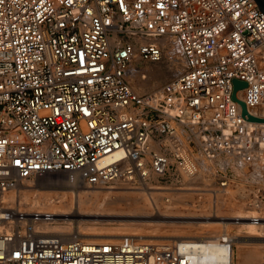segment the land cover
Masks as SVG:
<instances>
[{
	"label": "built area",
	"instance_id": "obj_1",
	"mask_svg": "<svg viewBox=\"0 0 264 264\" xmlns=\"http://www.w3.org/2000/svg\"><path fill=\"white\" fill-rule=\"evenodd\" d=\"M164 36L175 38L185 70L138 91L131 64L163 60ZM234 78L249 84L236 98L264 119L256 0H0V190L74 175L92 187L182 183L200 151L209 160L263 162L264 122L243 118ZM26 227L0 233V264H234L227 231L156 242L66 239Z\"/></svg>",
	"mask_w": 264,
	"mask_h": 264
},
{
	"label": "bare ground",
	"instance_id": "obj_2",
	"mask_svg": "<svg viewBox=\"0 0 264 264\" xmlns=\"http://www.w3.org/2000/svg\"><path fill=\"white\" fill-rule=\"evenodd\" d=\"M158 41L162 43L164 48H167V54L171 56L180 54L174 37L164 36L163 38H159ZM172 62L174 67L172 72L178 74L181 70L179 64L175 58ZM130 70L132 74L130 76L131 81L138 91L153 88L157 83V78H155L153 74H150L153 73V71L150 69H140L136 62L131 64ZM146 72H150L148 78L143 76ZM193 161V172L182 169L183 182L179 187L174 184L162 185L158 182H147L136 186L129 180L124 179H117L106 185L92 187L86 181L82 180L79 175L62 176L58 178L50 177L42 180L37 179L35 181L24 180L14 185L11 189L5 191L0 190V233L12 232L14 227V217L16 220H19V224L25 226L26 221L22 214L26 215L27 213L20 212L25 210L29 211L30 209L34 210V208H38V210H32V213L50 212L53 217L50 220H35L31 217L29 219L32 223L30 224L31 231L45 234H58L66 239H71L72 236L74 237L73 234H76V237L78 238L81 237L87 240H103L109 239V237L119 238L123 235H135L138 238L149 239L156 242H169L175 240L174 238L180 237L216 238L227 231L233 236L234 243L237 245L239 251L238 260L235 246L234 264H246L245 261L248 260L246 256L247 254L250 253L251 256H255L258 251L264 250V221H255V219L264 218V201H261V196L259 195L260 191H264V161L247 164L234 157L209 160L204 157L201 151L193 156ZM228 164L234 168L238 175L245 179H253L257 185L251 187L249 191L243 185H237L235 187H233L232 184H229L226 187L222 185L218 186V184L216 185V177L218 176L217 169L223 168ZM228 183L229 182H226L224 184ZM113 185H117L114 188L128 190L132 195H136V197L143 199L145 201L146 210L150 211L151 214L162 217L199 218V220H189L195 223L197 234H165L158 230L143 232L140 228H132L130 226H118L115 230L106 227L98 228L95 225L83 224V222H81L82 217L85 218L87 215L81 214L78 211L69 214L67 211H63L56 207V204L54 203L55 199L52 200V198L65 197L71 194L67 195L66 191V193L62 191L64 188L75 187V190H78L76 187H81L83 189H87V187L110 189ZM38 187L44 190H40ZM33 189H35V197L31 199L30 191ZM17 191L20 193V196H18L19 198H17L19 201L15 198V193ZM124 200L125 197L122 196L117 199L115 198L113 201L111 200L109 202L101 203L99 206L104 212L110 214L112 210L117 209L118 202H123ZM81 203L82 202L80 201L79 204ZM131 203H128L129 216H135L139 213ZM6 210L11 211L10 216H7V213L4 212ZM80 210L81 209H79V211ZM228 211L232 212L231 216L227 213ZM70 215H73V217L76 218L72 219L69 217ZM123 215L127 216L128 214ZM56 216H67V218H57ZM111 216H113V213L110 217ZM147 218H149V216H147ZM122 220L124 219L119 221ZM161 220L162 223L168 222L167 219ZM215 220H217V222ZM68 221L77 222L75 230L69 229V226L67 228L62 224H65ZM129 223H132V221H129ZM215 226H220L221 231L216 230ZM231 227H236L238 230L232 231ZM65 228L67 230V235H70L69 238L67 235H64V233H47L39 231L58 230L57 232H59L60 229ZM242 228L247 229L243 230ZM170 237L171 239H163Z\"/></svg>",
	"mask_w": 264,
	"mask_h": 264
},
{
	"label": "rangeland",
	"instance_id": "obj_3",
	"mask_svg": "<svg viewBox=\"0 0 264 264\" xmlns=\"http://www.w3.org/2000/svg\"><path fill=\"white\" fill-rule=\"evenodd\" d=\"M174 58L177 60L179 67L181 69L178 74L172 72L174 70L172 60ZM135 62L138 63L139 60L136 59ZM135 62H133V63H135ZM184 63H185V61L183 60V57L181 56V54L171 56V55L167 54V48L166 47H165L164 58L160 62L152 63V62L143 61V62L139 63L138 67L140 69H142V70L150 69L153 71V73L146 72L143 74V76L148 78L150 76V74H153L154 77L157 78V83L153 86V88H147L145 90H141V92L154 91V90L160 88L162 85H164L167 81H169L172 78L180 75L185 70V64ZM171 64H172V66H171ZM217 171H218V176L216 177V185L218 184V186L222 185L221 182L224 180L229 182L227 185H224L225 187L228 186L229 184H232L233 187H235L237 185H243L247 188L248 191L251 189V187H254L257 185V183L253 179H250V178L245 179V178L241 177L240 175H238L232 166L227 167V169L218 168ZM181 184L182 183H176L174 185L179 187V186H181ZM116 186L117 185H113L112 186L113 189L111 187H110V189L109 188H105V189L88 188V187H87V189H83L81 187H78V188L76 187V189H78V190H75V187L66 188L67 190L64 188L63 190L62 189L61 190L64 192L66 191L67 193L66 192L65 193L67 195L70 193L71 194L68 196H65V197L63 196V197L52 198V200L55 199L54 203L56 204V207H58L59 209H61L63 211H67L69 214H73L74 211H78L81 214L87 215L85 218L82 217L81 222H83V224L95 225L98 228L106 227V228H109L111 230H115V228H117L118 226H123V227H129L130 226L132 228H140V230H142L143 232L144 231L145 232L150 231V230H158V231L163 232L165 234H170V233L192 234V235L197 234V231H196L197 227H196L195 223H193L189 220H199V218L162 217L159 215L151 214L150 211L146 210L145 201L143 199L136 197V195H132L131 193H129L128 190H124L121 188H114ZM39 189L44 190L42 188H39ZM235 195H237V194H235ZM259 195L261 196L260 198L262 199V201H264V191L263 190L259 192ZM18 196H20L19 191H17L15 193V198H16V200L19 201V199H17V198H19ZM30 196H31V199H33L35 197V189L30 191ZM122 196L125 197V200L123 202L122 201L118 202L117 209L111 211L113 213V216H111V217H110V215H112L111 212H110V214L106 213L99 206L101 203L109 202L111 200L113 201V200H115V198L117 199L118 197H122ZM18 201H16V202H18ZM80 201L82 202L81 204H79ZM131 202H133V203H131ZM128 203L133 204V207L136 208V211L139 213V214H137L138 217H137V215H135V216L130 215L129 216V204ZM79 209H81V210L79 211ZM32 210L33 209H30L29 211L28 210H25L23 212L21 211L20 213H27L26 215H31ZM35 210H38V208H34L33 211H35ZM84 212H86V213H84ZM227 213L230 216L232 215L231 211H228ZM115 214H116V216H115ZM117 214H119V215H117ZM123 214H125V215L128 214V215L124 216ZM22 215H25V214H22ZM147 216H149V218H147ZM56 217L57 218H67V216H56ZM69 217L72 219L76 218V217L74 218L73 215L72 216L70 215ZM23 218L26 221V225L30 229V227H31L30 224H32V223L30 222L29 219L31 217L23 216ZM86 219H87V221H86ZM121 219H124V220L119 221ZM161 219H167L168 222L162 223ZM181 219H188V220H181ZM17 220L15 217L13 218V221H14L13 226H16L19 224L18 223L19 220L18 221ZM231 220H233V219H231ZM15 221H16V223H15ZM129 221L130 222L132 221V223H129ZM210 221H213V220H210ZM215 221L217 222V220H215ZM62 224L64 226H66L67 228L69 226V229H72V230H75V228L77 226L76 221H68L65 224L64 223H62ZM19 225H21V224H19ZM26 225L25 226L22 225L24 227V229L27 228ZM215 229L218 231H221L220 226H215ZM231 229H232V231L238 230V228H236V227H231ZM242 229L246 230L247 228H242ZM39 231H43V232H47V233H52V232L53 233H61V234L64 233V235H67L66 228L60 229L59 232H57L58 230H55V231L39 230ZM73 235H74V237H76V234H73ZM67 236L69 238L70 235H67ZM133 236H135V235H133ZM74 237L72 236L71 238H74ZM79 238H81V237H79ZM111 238H118V237H111ZM81 239H85V238H81ZM163 239H171V237L170 238H163ZM237 248L238 247L236 245V253L238 256V260H239V251ZM246 256L248 259L247 261H245L246 264H264V250L258 251V253L255 256H251L250 253L247 254Z\"/></svg>",
	"mask_w": 264,
	"mask_h": 264
},
{
	"label": "water",
	"instance_id": "obj_4",
	"mask_svg": "<svg viewBox=\"0 0 264 264\" xmlns=\"http://www.w3.org/2000/svg\"><path fill=\"white\" fill-rule=\"evenodd\" d=\"M256 2L258 3L259 7H260V10L264 12V0H256ZM233 83H234V93L232 95V99L239 102L242 106H243V118L246 119L244 117L245 114H248L249 116V119L247 121H256V122H264V119H260V118H257V117H254V116H251L248 112H247V109H246V103L238 100L236 98V91L240 88H244V87H247L249 84L248 82L246 81H240V80H237L236 78H234L233 80Z\"/></svg>",
	"mask_w": 264,
	"mask_h": 264
}]
</instances>
